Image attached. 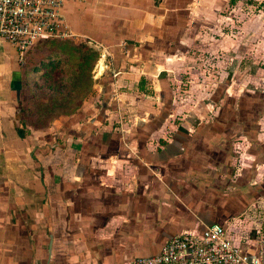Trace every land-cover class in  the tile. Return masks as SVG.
Here are the masks:
<instances>
[{
    "label": "crops",
    "instance_id": "1",
    "mask_svg": "<svg viewBox=\"0 0 264 264\" xmlns=\"http://www.w3.org/2000/svg\"><path fill=\"white\" fill-rule=\"evenodd\" d=\"M204 4L67 1L73 36L98 52L96 92L55 125L23 120L27 55L0 45V264H130L185 229L219 222L238 244L264 230L248 216L264 206V137L230 153L226 133L174 107L171 71Z\"/></svg>",
    "mask_w": 264,
    "mask_h": 264
},
{
    "label": "rangeland",
    "instance_id": "2",
    "mask_svg": "<svg viewBox=\"0 0 264 264\" xmlns=\"http://www.w3.org/2000/svg\"><path fill=\"white\" fill-rule=\"evenodd\" d=\"M202 1L205 7L201 13L193 8L192 17L199 23L190 22L187 57L174 61V67L181 68L171 71L173 93L169 94H173L178 116L190 118L188 122L196 129L226 133L221 141L229 140L230 153L232 148L242 150L239 142L257 148L261 143L256 142V133L264 137V0ZM58 39L40 41L27 52L25 67H32L51 51L49 43H53L52 51L57 52L53 58L60 61L56 68L40 63L42 72L30 73L26 80L19 108L24 109V121L33 126L55 125L58 119L75 113L82 102L83 106L90 102L96 92L92 69L98 60L97 50L74 36ZM76 65H81L78 81L72 84L71 72ZM219 81L222 87L214 88ZM74 84L78 91L72 89L68 95ZM234 130L238 134L232 133ZM262 207V212L254 210L248 216L264 224ZM232 239L238 244L240 238L235 235Z\"/></svg>",
    "mask_w": 264,
    "mask_h": 264
},
{
    "label": "built area",
    "instance_id": "3",
    "mask_svg": "<svg viewBox=\"0 0 264 264\" xmlns=\"http://www.w3.org/2000/svg\"><path fill=\"white\" fill-rule=\"evenodd\" d=\"M67 1L75 0H0V45L12 46L23 62L39 40L73 36L63 12ZM232 238L219 222L185 229L157 253L135 257L130 264H264V230L244 244H233Z\"/></svg>",
    "mask_w": 264,
    "mask_h": 264
},
{
    "label": "trees",
    "instance_id": "4",
    "mask_svg": "<svg viewBox=\"0 0 264 264\" xmlns=\"http://www.w3.org/2000/svg\"><path fill=\"white\" fill-rule=\"evenodd\" d=\"M197 24V23H196ZM55 40H59L58 39V37H48V38H44V39H41V40H39L38 42H40L41 41V43H44V42H46V41H55ZM37 42V43H38ZM50 44V50L51 51H49L45 56H43L40 60H39V63L38 64H35V65H33L32 67H29V69H27V71H26V80L27 81H29V74L31 73H34V72H42L41 71V66H40V63H42L43 64V66H47L48 64L52 67V68H56V67H58L59 65L58 64H60V61L58 60V61H55L54 60V58H53V56H55V55H57V52L56 51H52V49L53 48H55V44H53V43H49ZM36 46V45H35ZM171 50V49H170ZM59 55L61 56V52L59 53ZM97 56H98V52H97ZM49 58V59H48ZM49 60V61H48ZM39 65V66H38ZM80 66L81 65H76V68L71 72V74H72V76H71V82H72V84L73 83H76V81H78V77H77V75H78V69L80 68ZM45 73V72H44ZM26 81V82H27ZM72 89H74V90H76V91H78V89H79V87L77 86L76 87V85L74 84L73 86H71L69 89H68V91L67 92H69L68 93V95H71V93L73 92V90ZM165 98H166V100H165V110L166 109H168L167 108V106L169 107V102H170V100L168 99V94L165 92ZM23 111H24V109H22L21 108V114L23 113ZM24 120V119H23ZM24 123V122H23ZM34 126H37V125H35L34 124Z\"/></svg>",
    "mask_w": 264,
    "mask_h": 264
}]
</instances>
